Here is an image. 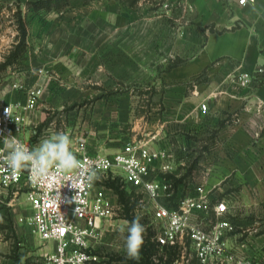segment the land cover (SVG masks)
<instances>
[{
  "label": "crops",
  "instance_id": "0c3cea01",
  "mask_svg": "<svg viewBox=\"0 0 264 264\" xmlns=\"http://www.w3.org/2000/svg\"><path fill=\"white\" fill-rule=\"evenodd\" d=\"M89 1L65 14V25L56 28L55 36L50 33L28 48V75L16 70L14 76L21 78L15 82L44 87L38 107L27 113L24 138L34 147L58 132L44 123L46 108L65 114L73 98L96 97L75 115L77 128L65 123V130L85 131L89 150L103 153L155 135L153 143L173 154L176 179L185 181L194 164V178L206 179L216 193L235 195L238 232L232 239L244 243L248 258L264 263V79L252 89L234 78L235 73L264 67V0H171L169 7L159 4L158 9L96 0L94 10ZM173 15L179 16V37L175 31L169 38L168 17ZM88 16L103 19L95 27V41L73 40V35L92 33L88 25L77 24ZM174 58L179 62L168 70ZM201 74L205 79L200 81L196 78ZM170 81L175 84L168 87ZM148 83L165 89L146 91ZM1 88L3 101L27 98L25 89ZM203 101L207 113L200 109ZM160 164L156 161V170ZM31 213L30 207L26 217ZM14 218L18 232H29ZM44 248L53 249L54 242Z\"/></svg>",
  "mask_w": 264,
  "mask_h": 264
},
{
  "label": "built area",
  "instance_id": "2783aa9c",
  "mask_svg": "<svg viewBox=\"0 0 264 264\" xmlns=\"http://www.w3.org/2000/svg\"><path fill=\"white\" fill-rule=\"evenodd\" d=\"M254 1L239 0L241 4ZM170 4L171 0H163L162 5ZM184 4L191 6L189 2ZM234 78L241 87L254 89L264 79V67L235 73ZM14 87L25 89L27 98L9 102L0 99V154L6 151V137H16L33 147L23 133L29 124L27 113L38 107L44 87L24 86L19 81ZM200 109L208 112L207 101L201 102ZM62 132L71 137L72 149L82 165L95 171L98 179L91 183L78 179L72 188L63 178L38 182L27 170L13 173L6 166L0 167L1 187L14 194L25 189L32 209L26 220L34 234L44 246L54 242V248L43 253L44 264L109 263L101 250L119 224L121 208L118 192L107 184L110 179H120L123 187L143 195L152 217L144 227L152 232L156 262L167 264L168 252L173 251L172 264H264L248 258L242 252L244 243L232 239L238 232L235 195L214 192L206 179L187 185L185 181L175 183L173 154L153 143L155 135L137 137L114 153H103L89 150L85 131ZM33 133H37L36 127Z\"/></svg>",
  "mask_w": 264,
  "mask_h": 264
},
{
  "label": "rangeland",
  "instance_id": "374dc122",
  "mask_svg": "<svg viewBox=\"0 0 264 264\" xmlns=\"http://www.w3.org/2000/svg\"><path fill=\"white\" fill-rule=\"evenodd\" d=\"M121 1L126 3V5H129L127 1ZM89 2L93 5L97 1L91 0ZM83 3L84 0H62L60 2L57 0L49 2H45L44 0H0V52H2V58H0V91L2 89L1 86L4 84H7L9 87H11V85L14 86L15 81L21 78L20 76H14L16 70H19L18 72L23 75L29 74L31 59L26 55L27 53H30L28 48H31L35 44L43 41L46 36L55 32L57 27L65 25V14L74 8L80 9ZM162 3L163 0H139L132 5V8L141 9L146 6L145 8L148 9H158L160 8V5L164 7ZM174 7H179V4L177 5L176 3ZM91 9H95L94 5ZM93 10L92 12H94ZM174 10L175 9H173V12L176 11ZM169 11L172 12V10ZM89 14L91 13L89 12ZM20 17H22L27 29L24 52L20 53L19 57L15 61L6 65L7 60L9 61V58L16 52L15 45L19 39ZM102 20L103 19H99L95 16L80 18L77 24L88 25L92 28V33L90 30L87 34H76L73 35L72 39L80 41L81 38L83 39L84 37H88V40L95 41L97 36L95 33V27L97 24H100ZM48 25L50 28L44 30ZM168 27L169 38L175 37V31L178 33L179 37V16H169ZM171 32L173 33L171 34ZM53 35L55 36V33H53ZM65 36L67 35H63V37ZM176 62H179V58H174V60L169 61L167 66L168 70L172 68V63ZM202 79H205L204 74L199 77L200 81ZM5 80L7 81L5 82ZM19 82L26 86L22 79L19 80ZM173 84L175 83L170 81L168 83V87H171ZM191 84L192 82H189L188 86H191ZM164 89L165 87L163 84L161 88L156 86L154 83H148L146 91L159 92V90ZM95 100L96 97L73 98L71 103L66 105L67 112L65 114L63 111L58 110V108L54 110L53 108L48 107L45 109L47 113L45 115L46 119L44 123L52 125L58 132L66 131L64 128L65 123H73L71 128L76 129L77 120H75V115L78 116L80 110L85 111L86 107H89L93 102H95ZM156 100L160 101V98H156ZM193 165L194 164H191V168H189L191 170L185 173L186 184L187 182L194 183L201 181L200 178H194L196 166L194 165L193 167ZM117 183L121 185L122 189L126 190L127 196L129 197L127 201H123L118 193L121 205L117 220L119 224L117 225L116 230H113L107 236L106 246L101 250V254L105 257L104 259L109 262L108 264H130V259L126 258L124 250V237L127 234L126 229L125 231H121V229L125 228L126 221L132 220L131 217L134 218L138 216L141 218V223L145 224L151 223L152 217L151 213L147 209L148 205L140 192L131 191L125 187L123 188V184L120 179L117 180ZM24 190L25 189H21L18 193L14 194L12 190L5 191L2 187H0V199H3L4 202L2 204L5 208L4 214L0 218V264H44V245L41 243L39 237L34 234L29 224L24 222L27 218V212L30 210ZM16 210L20 211L18 213L19 215L15 212ZM17 216L21 225H24V227L27 225L29 227V232L17 231L14 218ZM32 238L35 239V242ZM155 253H157V250ZM116 255L123 257L122 259L124 260H112ZM167 264H172V261H170L169 258L167 260Z\"/></svg>",
  "mask_w": 264,
  "mask_h": 264
},
{
  "label": "clouds",
  "instance_id": "9594fccd",
  "mask_svg": "<svg viewBox=\"0 0 264 264\" xmlns=\"http://www.w3.org/2000/svg\"><path fill=\"white\" fill-rule=\"evenodd\" d=\"M73 141L64 132H56L49 137L41 138L34 147L21 142L16 137L4 139L5 153L0 154V167H7L13 173L27 170L32 179L38 182L54 181L63 178L71 182L75 188L77 180L91 183L98 175L91 169H86L72 149ZM60 193H58V196ZM124 250L126 258L138 261L144 244L145 227L141 218L136 216L125 222Z\"/></svg>",
  "mask_w": 264,
  "mask_h": 264
},
{
  "label": "trees",
  "instance_id": "16d2710c",
  "mask_svg": "<svg viewBox=\"0 0 264 264\" xmlns=\"http://www.w3.org/2000/svg\"><path fill=\"white\" fill-rule=\"evenodd\" d=\"M44 1L49 2L52 0H44ZM57 1L60 2L62 0H57ZM125 1H127L130 5H134L139 0H125ZM19 29H20L19 39L15 45L16 46V49H15L16 52L9 58L10 59L9 61L7 60L6 65L15 61L19 57L20 53L24 52L27 29H26V26H25V23H24L22 17L19 18ZM211 29L214 30L213 27H211ZM201 75H199L196 79H199V77H201ZM117 180L116 179H113V180L110 179L109 181H107V184L109 186H112L120 194L121 200L127 201L129 196H127L126 190L122 189L121 185L117 183ZM183 180H184V177H180L179 179H175V183L182 182ZM131 219H133V218L131 217ZM142 224L144 225V223H142ZM151 235H152L151 231H145V233H144V244H143V247L141 249V258L138 261L129 260L130 264H160V263H156L153 259V255L155 254L157 247H156V244L151 240ZM174 255H175V253L173 251L168 252V258L170 261H173ZM115 257H113L112 260H117V261L118 260H124V259H122L123 257H121L119 255H116Z\"/></svg>",
  "mask_w": 264,
  "mask_h": 264
}]
</instances>
